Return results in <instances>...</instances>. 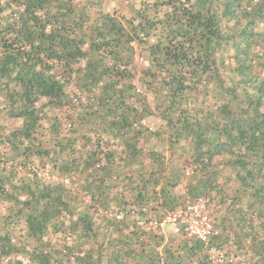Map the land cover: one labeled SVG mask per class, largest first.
<instances>
[{"label": "trees", "instance_id": "obj_1", "mask_svg": "<svg viewBox=\"0 0 264 264\" xmlns=\"http://www.w3.org/2000/svg\"><path fill=\"white\" fill-rule=\"evenodd\" d=\"M125 1L0 0V264H264V0Z\"/></svg>", "mask_w": 264, "mask_h": 264}, {"label": "built area", "instance_id": "obj_2", "mask_svg": "<svg viewBox=\"0 0 264 264\" xmlns=\"http://www.w3.org/2000/svg\"><path fill=\"white\" fill-rule=\"evenodd\" d=\"M191 172H188L190 175ZM206 201L201 199L194 204H189L185 210L168 213L161 221L149 220L147 230L161 229L170 226L173 233H181L183 230L189 238L208 243L220 233L214 227L212 220L206 210ZM147 209H144L146 211ZM149 217H152L149 215ZM212 264H223L224 255L219 250L212 249L209 252Z\"/></svg>", "mask_w": 264, "mask_h": 264}, {"label": "rangeland", "instance_id": "obj_3", "mask_svg": "<svg viewBox=\"0 0 264 264\" xmlns=\"http://www.w3.org/2000/svg\"><path fill=\"white\" fill-rule=\"evenodd\" d=\"M122 5V6H121ZM102 7L105 12L111 11L115 8L120 9V8H126L127 7V2L125 0H103L102 2ZM126 11V9H125ZM149 125L151 126H158L159 121L153 120L152 122H149ZM165 233H170L172 232L170 226H166L164 228Z\"/></svg>", "mask_w": 264, "mask_h": 264}]
</instances>
